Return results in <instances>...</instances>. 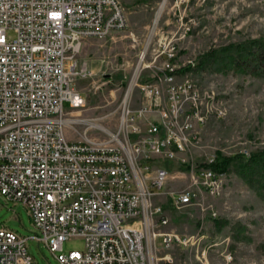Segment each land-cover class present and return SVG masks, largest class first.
Listing matches in <instances>:
<instances>
[{
  "label": "built area",
  "instance_id": "built-area-1",
  "mask_svg": "<svg viewBox=\"0 0 264 264\" xmlns=\"http://www.w3.org/2000/svg\"><path fill=\"white\" fill-rule=\"evenodd\" d=\"M127 25L120 0H0V195L22 203L40 232L0 227V264H37L29 238L45 242L59 264H159L155 252L195 237L163 230L170 218L156 202L170 176L165 163L188 162L210 111L202 112L210 95L188 75L177 81L174 45L155 82L140 85L141 106L124 107L126 128L115 143L66 135L65 114L86 105L74 79L92 75L76 54L85 39ZM215 160L208 155L192 179L221 196L224 173L212 168ZM195 193L173 192L172 206L192 204ZM74 236L84 250L65 253Z\"/></svg>",
  "mask_w": 264,
  "mask_h": 264
},
{
  "label": "rangeland",
  "instance_id": "rangeland-1",
  "mask_svg": "<svg viewBox=\"0 0 264 264\" xmlns=\"http://www.w3.org/2000/svg\"><path fill=\"white\" fill-rule=\"evenodd\" d=\"M120 1L127 11V27L104 38L85 39L76 54L79 64H88L92 75L74 79L86 105L65 114L73 122L65 125L67 137L115 143L111 133L117 135L126 128L124 107L136 110L141 106L140 85L155 82L167 60V49L174 45L177 69L194 63V69L177 73V81L188 75L202 95L212 98L202 105L203 113L210 111L201 146L191 151L185 164L165 163L170 176L156 199L170 218L163 230L195 237L182 249L155 255L162 258L159 264H264V198L256 188L235 170L224 174L221 196L206 193L192 179L193 170L212 153L230 156L264 149V72L243 71L226 64L227 60H213L214 56L199 65L213 50L264 38V0ZM65 107L70 109L67 102ZM188 190L196 192L192 204L173 207L171 194ZM0 227L26 237L40 235L26 207L2 195ZM84 246V239L74 236L64 242L63 251H83ZM27 248L37 264H59L45 242L29 238ZM168 255L171 262L163 260Z\"/></svg>",
  "mask_w": 264,
  "mask_h": 264
},
{
  "label": "trees",
  "instance_id": "trees-1",
  "mask_svg": "<svg viewBox=\"0 0 264 264\" xmlns=\"http://www.w3.org/2000/svg\"><path fill=\"white\" fill-rule=\"evenodd\" d=\"M213 56V60L216 59L221 63L227 60L224 61L226 64L232 65L234 68H239L243 71L251 68L254 72H264V38L250 40L241 45L237 44L213 50L203 57V61H201L199 65L204 66L209 57ZM192 69H194V65L189 63L188 65L176 69L175 72L187 73ZM186 168L190 169L191 167L187 166ZM212 168L218 173L224 174H228L231 170H235L246 183L256 188L259 195L264 198V149L251 153H236L230 156L219 152L216 154V160L212 164Z\"/></svg>",
  "mask_w": 264,
  "mask_h": 264
},
{
  "label": "bare ground",
  "instance_id": "bare-ground-1",
  "mask_svg": "<svg viewBox=\"0 0 264 264\" xmlns=\"http://www.w3.org/2000/svg\"><path fill=\"white\" fill-rule=\"evenodd\" d=\"M165 1H166V0H164V3H165ZM162 8H163V6H162ZM161 11H162V9L159 11V13H158V15H157L156 22H157V20H158V18H159V15H160ZM124 119H125V118L122 117V123L124 122ZM70 123H73L72 121H70V118L65 119V124H66V125H67V124H70ZM125 126H126V125H125V123H124L123 128H124ZM122 132H123V130L121 131L120 135L122 134ZM111 135H112V139H111V140H115V141L117 140L118 137H120L119 134L114 135V134L111 133ZM224 177H226V176L223 175V185L225 184V183H224V182H225ZM187 245H189V244H183V246H187Z\"/></svg>",
  "mask_w": 264,
  "mask_h": 264
}]
</instances>
